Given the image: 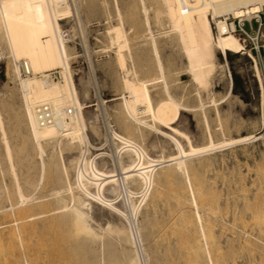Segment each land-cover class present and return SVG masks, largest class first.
Listing matches in <instances>:
<instances>
[{"label": "rangeland", "instance_id": "obj_1", "mask_svg": "<svg viewBox=\"0 0 264 264\" xmlns=\"http://www.w3.org/2000/svg\"><path fill=\"white\" fill-rule=\"evenodd\" d=\"M139 1L70 0L71 10L74 12L72 13L73 17L70 19L77 17L76 22L74 23L70 19L62 21L63 25L67 23L72 27L73 36L68 45L72 47L70 49L72 52L71 68L76 77L77 86L79 89L81 88L79 78L82 75L88 76V80L91 81L88 96L85 99L84 111L88 116H96L94 125L96 129L93 131V127L88 128V135L92 144L90 152L93 155L105 152L107 156L112 155V158L117 159L120 147H118V142L115 140L110 128L122 134H131V131L128 132L129 128L128 130L126 128L128 126L122 124V122H125L121 120L122 118L120 119L121 105L119 103H122L121 97L123 94L120 80L122 73L115 59L117 46L111 43L107 32L114 25L123 22L131 52L135 59L140 57L142 63H146L144 58L148 60L149 56L147 55L150 54V31L145 24ZM145 1L147 9L149 8L148 12H150L151 31L157 37L161 49L164 46L162 49L164 57H167L170 64L173 63V68L177 70H173L175 73L172 71V76L170 75L172 81L175 80L173 85L170 76L168 77L170 80H167L171 82L176 98L179 99L180 97L182 103L191 105V109L182 112L178 126L191 137L194 146L210 145V141H212L216 146L222 144V147L201 154L202 156L191 157L189 159V173L183 174L181 172L178 173L179 175L174 176L176 178L170 176L168 181V178H166V181H161L159 184L161 188L159 186L158 188L163 193L160 192L159 197L158 195L157 197L153 196L155 194L154 188L151 194L149 193L147 200L145 199L140 204V189L133 186L130 187L132 191L129 194L132 197L127 193L123 195L122 209L129 218L132 216H129V214L133 213L130 212L131 209L137 208L139 206L138 202L140 204L136 217L138 220L132 217V220L134 219L132 225L135 222L133 228L136 234L137 229L141 228L143 241L138 238V243L144 264H192L195 258L199 259L200 264H211V260L212 264H264V28L260 35L259 55L250 52L251 45H248L242 51L243 53L228 52L225 57L217 52L216 57L218 59H215V67L213 73H211L212 77L210 76V83L208 81V88H205L198 85L191 78L192 75L186 67V60L175 49L176 47H173L172 43H175V41H171L169 36L168 18L165 13H159L158 11L163 8L161 0ZM260 14L264 21V7ZM236 36L240 39L239 35ZM240 41L242 42L241 39ZM6 43L3 34L0 35V112H2L1 118L2 115L4 117L2 119L4 130H1L2 127L0 126V189H4L2 190L4 192L0 190V220H2L0 221V264H81L82 259V264H123L118 261L111 262V257L108 253H105L107 249L102 241L103 239L93 244L94 246L92 245L93 248L90 251L81 254L70 252L71 242L67 237V227L62 226L59 228L60 226L55 224L54 227L57 230L58 228L62 230L66 228L63 233L59 232V234V230L55 231V229L51 232H47L48 230L41 232V228H39L41 222L38 218L41 215H36L38 225L34 233L28 236L30 242L26 239H22V241L19 238L15 239V235L12 237L15 229L13 228L11 231L12 227H15L12 224L15 219L13 204L16 201L11 190L12 183L15 182V175L7 159V153L5 152L7 141H4V137L11 146L13 160L16 161V163L14 161L15 171L20 182L21 180L22 182L28 180L30 177V181L33 179L35 182L38 180L36 183H41L36 191L32 189L28 192L32 195L35 193L34 196L43 193L42 195L47 194L46 198H49L51 197L50 194L58 189L57 186H64V183L68 184V181L74 184L75 172L73 164L66 160L70 152L64 151L63 156L65 157L70 179L67 181L66 176L63 175L60 183L55 182L57 181L56 172L50 173V170L43 175L41 157L33 148L32 145L34 144L29 141L31 140L29 139L30 135L27 133L28 130L26 131L27 128L25 129L27 125H25V119L22 117L24 116V114L22 115L24 107L22 106L21 88L19 79L15 77L12 71L14 60ZM127 50L128 48H125L124 52L127 53ZM250 53L256 59L261 81L258 79L257 69L254 65L255 61L249 55ZM21 68L23 76L24 70L23 67ZM56 71L59 72L60 70ZM147 74L151 76L153 71L151 70ZM23 77L27 78L25 75ZM231 79L232 86L230 85ZM55 80H61V74ZM150 92L154 104L162 98L158 87L150 88ZM202 103H204L205 108L200 107ZM123 125H125L126 131ZM162 130L165 131L166 129ZM1 131L6 132L5 134L2 133L6 136H2ZM145 131L149 133L146 132V135L145 133L144 135L134 134L135 131L132 133L135 138H139L140 144L148 150L147 152H149L151 158H159L164 151L163 155L165 156L177 153L174 146H168L169 138L163 133H156V131L153 132L150 129H145ZM241 136H251L250 138L253 136L254 138L241 142L239 140ZM179 140L185 149H189V145L184 138L180 137ZM154 142H157L155 145H163L164 150H155L152 145ZM46 150L45 159L53 153L51 147L47 146ZM79 150L76 147L71 154L79 155ZM162 150L163 152H161ZM56 151H54V158H56L54 161H61V154L58 150ZM28 165L29 167H27ZM167 168L169 167L160 168L156 173L161 174ZM41 174L43 179H41ZM186 174L188 175L186 176ZM155 176L157 175L155 174ZM171 177L174 179L172 180ZM189 177L192 179L198 197L203 196V203L198 205V210L190 200L191 193L187 181ZM179 186L184 190L179 192ZM178 193H180V198ZM181 199L183 200L180 201ZM39 211V207H34L33 213L30 212V214ZM196 211L202 216L203 223L201 226L197 220ZM125 224L128 225L127 222ZM201 231H205V235ZM47 235L50 237H46ZM54 236L56 240H54ZM38 237H40L39 240ZM48 239L49 241L52 240L53 246L50 245ZM117 241V251H119L121 258H126V252H130L126 249H130L129 246L131 245L124 241L121 243L122 240ZM13 243L16 246H13ZM27 243H31L32 248H28ZM18 244L20 247L17 246ZM91 252L93 253L91 254Z\"/></svg>", "mask_w": 264, "mask_h": 264}, {"label": "bare ground", "instance_id": "obj_2", "mask_svg": "<svg viewBox=\"0 0 264 264\" xmlns=\"http://www.w3.org/2000/svg\"><path fill=\"white\" fill-rule=\"evenodd\" d=\"M161 3L163 8L158 11L159 13H165L168 18L170 28L168 32L170 35L168 33L167 35L171 37V41H175V43H172L173 47H176L175 49L186 60V67L192 75L191 78H193L198 85L205 88H208L207 83L215 67L217 52H220L225 57L228 52L239 53L245 49L244 44L235 34L229 31L227 23L221 17L232 14L235 17L244 16L251 19L254 15H260L264 7V0H161ZM139 5L144 15L145 24L148 26L147 29L150 31V54L147 55L149 56V61L144 58L146 63L143 64L140 57H136V59L139 60L137 62L128 46L127 33L123 22L114 25L107 32L111 39V43L117 46L115 59L122 73V78L120 80L123 94L121 97L122 103H119L121 105V111L119 112V114L121 113L120 119L122 118L121 120L125 122H122V124L128 126L126 127L127 130L129 128L128 132L131 131V134L129 133L130 135H128L127 133L122 134L110 128L115 140L118 142V147H120L118 157L115 159L112 158V155L107 156L105 152L96 155L90 152L92 144L88 135V128L93 127V131L96 129V126H94L96 116H88L84 108L91 81L88 80V76L82 75L79 78L81 88H78L76 77L71 68L72 52L70 49H72V47L68 45L70 39L63 33L62 21L72 18V13H74L71 10L70 0H0V35L3 34L7 42L6 44L8 45L9 53L14 60L12 71L15 77L19 79L21 88L22 106L24 107L22 113L24 116L22 117L25 119V125H27L25 129L27 128L26 131L28 130L27 133L30 135L29 139L31 140L29 141L33 142V148H35V151L41 157V171L43 175L49 170L50 173L56 172L57 181L55 182L60 183L63 179V175L66 176L68 181L70 179L69 171L65 163V157L63 156V152L68 151L70 153L67 155L66 160L73 164L75 172L74 184L69 181L68 184L63 182L64 186H57L58 189L52 192L49 198H46L47 194L42 195L43 193L34 196L35 193L32 195L28 192L32 191V189L36 191L41 183H36L38 180L35 182L32 179L36 183L35 184L32 180H29L31 179L29 176L28 180H23V182L21 180L22 183L20 182L15 171L16 161L13 160L11 146L4 137V141H7L5 151L7 153V159L15 175V182H11V192L13 195L10 193V196L12 195L16 201L15 204H13L15 219L14 223H12L15 227L11 225V231L13 228L16 229V231L14 229L16 233H12V237L15 235V239L19 238L21 241L22 239L29 241L28 236L37 229L38 221L36 219L39 218L41 222L39 227L41 228V232L44 230L51 232V230L55 229V224H58L60 226H58L59 228L62 226L67 227V237L71 242L70 252L74 254L90 251L91 248H93V244L103 239L102 241L107 249L105 253H108L109 257H111V262L118 261L123 264H144V259H142L138 243V238L140 241H143L141 228L137 229L136 234L133 228L135 222L132 225V221L137 219L136 217L139 212L140 204L145 201V199L147 200L149 193L151 194L154 188L155 194L153 196L157 197L158 195L159 197L160 192H162L159 190V188H161V185L159 186L161 181H166V178H168V181L170 176L174 177L181 172H183V174L189 173V159L191 157L208 153L211 150L222 147V144L216 146L212 141H210V145L194 146L191 137L178 126L182 112L191 109V105L189 106L187 103H182L180 97L177 99L174 95L172 85L175 80L172 81L171 73L175 68L172 66L173 63L170 64V60L164 57L162 52L164 46L161 49L157 37H155L151 31L150 12H148L149 8L147 9L146 1L140 0ZM74 19H76V17H74ZM214 23L217 27V34L214 31ZM125 48H128L127 53L124 52ZM165 58H167V60H165ZM251 58L255 61L254 65L257 69L258 79L261 81L256 59L252 54ZM172 61L171 59V62ZM21 67H23L25 73H28L26 76L27 78H24V75L22 76ZM54 70H60L61 80L56 81L55 79H47L50 72ZM151 70L153 74L149 76L147 72ZM175 71L173 72L175 73ZM145 74H147V76H145ZM169 76L172 83L169 82ZM173 76L175 75L173 74ZM230 85H233L232 79ZM152 87H158L161 92L160 97H162L161 99L159 97L160 100H157L155 104L150 94V88ZM41 105H50L55 110L59 115V126L55 124H40L37 108ZM200 107L205 108L204 103H202ZM69 109H71V114L67 113ZM1 113L2 112H0V126L2 127L1 130H4V122L2 120L4 117L2 115L1 118ZM124 127L125 125H123V128ZM131 129L135 131L134 134L138 135H144V133L146 135V132L149 133L145 131V129H150L153 132L156 131V133H163V135L169 138V140L167 139L168 146H174L177 153L165 156L163 155L165 152H163L164 146L155 145L157 142H154L152 144L153 148L155 150L163 149L161 151L163 153H161L162 155L159 158H151V155L147 152L148 150L140 144L139 138H135L132 133L134 131ZM162 129L166 130L163 131ZM2 133H4V131H1V135ZM180 137L187 141L189 149H185L184 145H182L179 140ZM241 137L239 138L241 142L254 138L253 136L252 138H250L251 136ZM210 139H212V137H210ZM234 141H232V143H234ZM47 146L52 148L51 152L53 153L50 157L45 159V154L48 150V148L46 150ZM76 147L80 149V154H71L72 150ZM56 150L61 154V161H54L56 159L54 158V151ZM125 157L127 158L126 160ZM165 166L169 167L166 171L164 169L163 173H156L158 169ZM27 167H29V165ZM20 171L22 170L20 169ZM155 174L157 176H155ZM43 175L41 179H43ZM187 175L188 174H186V176ZM187 179L191 193V199H189L192 200L191 202L198 210V205L203 203V196L201 195L202 197H198L199 195L193 187L192 179L190 177ZM132 186L140 189L141 196L139 197L141 199L140 204L138 202L139 206L137 208L134 207L135 209H131L130 212L133 213L129 214V216L132 215L130 216L131 218H129L122 209L124 203L122 200L124 194H131L132 190H130V187ZM180 187L181 186H179V188ZM181 188L178 190L179 192L184 190ZM0 190L2 191L4 189ZM179 194L180 193H178V197ZM129 196L132 197L131 195ZM182 200L183 199L180 201ZM34 207H39L40 211L30 214V212L33 213ZM29 210L32 211L29 212ZM196 212L197 220L200 222L201 226L203 223L202 216L198 211ZM36 215H41V217L36 218ZM8 217L10 216L8 215ZM132 217L134 218L133 220ZM125 222H127L128 225H126ZM59 228V231L55 229V231H58V234L59 232L63 233V230L66 229L62 230ZM201 232L205 235V231ZM55 236L54 240H56ZM46 237L50 236L47 235ZM39 238L40 237H38V240ZM52 240L49 241L48 239L50 245H52ZM116 240H122L121 243L124 241L128 243V245H131L129 246L131 247L130 249H126L127 251L130 250V252L128 253L125 251L127 253V256L125 255L126 258H121L119 251H117ZM27 244L28 248H30L31 243ZM13 246L16 245L14 244ZM17 246L20 247L19 244ZM123 246L126 247L125 245ZM104 249L102 250L104 251ZM93 252H91V254ZM94 253L96 254V252ZM29 254L27 255L29 256ZM192 264H200L199 259L195 258Z\"/></svg>", "mask_w": 264, "mask_h": 264}, {"label": "built area", "instance_id": "obj_3", "mask_svg": "<svg viewBox=\"0 0 264 264\" xmlns=\"http://www.w3.org/2000/svg\"><path fill=\"white\" fill-rule=\"evenodd\" d=\"M261 15V14H260ZM260 15H254L251 19H248L244 16H233L232 14H228L225 17H221L227 23L229 31L235 35H239L242 43L244 44V48L248 45H251V53H255L256 55L260 54V35L264 28V21ZM77 19V17H76ZM76 19H72V22H76ZM69 24L63 25V33L65 36H68V39H72V30ZM214 30L217 34V27L214 23ZM243 49V50H245ZM251 53L249 54L251 56ZM24 75L27 76L28 73ZM58 71H51L49 77L47 79H57L59 76ZM68 114H71V109L68 110ZM37 115L40 124H55L59 126V115L55 112V110L50 105H41L37 108Z\"/></svg>", "mask_w": 264, "mask_h": 264}]
</instances>
